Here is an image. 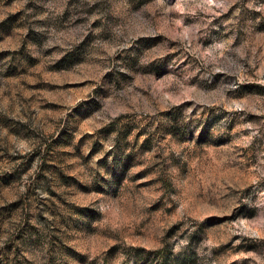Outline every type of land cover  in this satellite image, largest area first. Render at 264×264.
Returning a JSON list of instances; mask_svg holds the SVG:
<instances>
[{"label":"rangeland","instance_id":"rangeland-1","mask_svg":"<svg viewBox=\"0 0 264 264\" xmlns=\"http://www.w3.org/2000/svg\"><path fill=\"white\" fill-rule=\"evenodd\" d=\"M0 264H264V0H0Z\"/></svg>","mask_w":264,"mask_h":264},{"label":"trees","instance_id":"trees-1","mask_svg":"<svg viewBox=\"0 0 264 264\" xmlns=\"http://www.w3.org/2000/svg\"><path fill=\"white\" fill-rule=\"evenodd\" d=\"M161 253V252H160ZM140 260L139 259H137V262H139Z\"/></svg>","mask_w":264,"mask_h":264}]
</instances>
